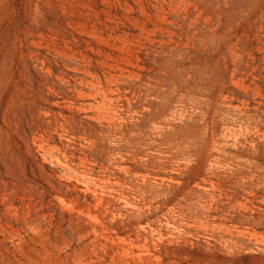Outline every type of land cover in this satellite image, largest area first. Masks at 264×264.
<instances>
[{"label": "rangeland", "instance_id": "374dc122", "mask_svg": "<svg viewBox=\"0 0 264 264\" xmlns=\"http://www.w3.org/2000/svg\"><path fill=\"white\" fill-rule=\"evenodd\" d=\"M0 264H264V0H0Z\"/></svg>", "mask_w": 264, "mask_h": 264}]
</instances>
